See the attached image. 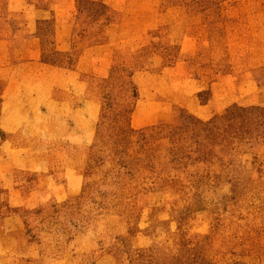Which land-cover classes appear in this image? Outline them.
<instances>
[{"label":"rangeland","instance_id":"rangeland-1","mask_svg":"<svg viewBox=\"0 0 264 264\" xmlns=\"http://www.w3.org/2000/svg\"><path fill=\"white\" fill-rule=\"evenodd\" d=\"M12 33L0 264H264V0H0Z\"/></svg>","mask_w":264,"mask_h":264},{"label":"crops","instance_id":"crops-1","mask_svg":"<svg viewBox=\"0 0 264 264\" xmlns=\"http://www.w3.org/2000/svg\"><path fill=\"white\" fill-rule=\"evenodd\" d=\"M5 44L6 49L0 51L1 59H7L6 63L0 60V70H7L5 83L2 84V96L14 86L15 80L22 77L26 72L37 64L40 50L38 40L33 34H9L0 38V44Z\"/></svg>","mask_w":264,"mask_h":264},{"label":"trees","instance_id":"trees-1","mask_svg":"<svg viewBox=\"0 0 264 264\" xmlns=\"http://www.w3.org/2000/svg\"><path fill=\"white\" fill-rule=\"evenodd\" d=\"M218 129L219 128L217 127V125L216 126H212V127L207 125L206 127H204L202 129V132H204L206 134L207 139H211L213 137H219V136L222 135V133H220V132L218 133L217 132ZM208 143L210 144V142H208Z\"/></svg>","mask_w":264,"mask_h":264}]
</instances>
